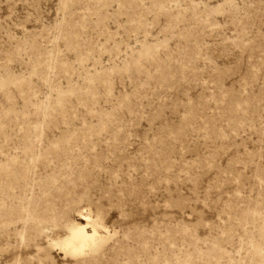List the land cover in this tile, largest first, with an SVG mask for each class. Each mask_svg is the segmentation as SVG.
<instances>
[{
	"label": "rangeland",
	"instance_id": "rangeland-1",
	"mask_svg": "<svg viewBox=\"0 0 264 264\" xmlns=\"http://www.w3.org/2000/svg\"><path fill=\"white\" fill-rule=\"evenodd\" d=\"M0 264H264V0H0Z\"/></svg>",
	"mask_w": 264,
	"mask_h": 264
},
{
	"label": "bare ground",
	"instance_id": "bare-ground-1",
	"mask_svg": "<svg viewBox=\"0 0 264 264\" xmlns=\"http://www.w3.org/2000/svg\"><path fill=\"white\" fill-rule=\"evenodd\" d=\"M89 219L88 218H82L81 220L83 222L87 223V226H89V224L91 223V222L89 223V221H91ZM87 229L88 228H86V227H84V228L78 227V228L70 231L71 232L70 235L67 236V238L62 242V247L66 251V253L68 252V253H71L74 255L79 254V253L81 254V252L83 253V251L86 249V247L88 248V246H90L92 244L95 245V240H96L97 236H99L97 233L98 230L96 231L94 228L91 231L92 234H89L87 232ZM99 243H100V241H99Z\"/></svg>",
	"mask_w": 264,
	"mask_h": 264
}]
</instances>
